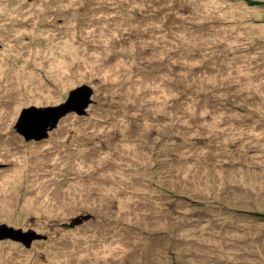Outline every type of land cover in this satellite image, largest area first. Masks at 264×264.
Returning a JSON list of instances; mask_svg holds the SVG:
<instances>
[{"label":"rangeland","instance_id":"374dc122","mask_svg":"<svg viewBox=\"0 0 264 264\" xmlns=\"http://www.w3.org/2000/svg\"><path fill=\"white\" fill-rule=\"evenodd\" d=\"M2 224L46 238L0 264H264V0H0Z\"/></svg>","mask_w":264,"mask_h":264},{"label":"water","instance_id":"95a60500","mask_svg":"<svg viewBox=\"0 0 264 264\" xmlns=\"http://www.w3.org/2000/svg\"><path fill=\"white\" fill-rule=\"evenodd\" d=\"M93 90L82 85L71 90L65 102L57 106L29 107L22 110L14 129L23 136L24 140L40 141L48 137V132L53 130L59 120L67 113L75 112L78 115L86 114V108L91 103ZM90 217L81 216L72 220L70 227L81 223ZM46 236L36 233L33 230L27 232L21 229H14L5 224L0 225V240L10 239L21 242L24 246L30 247L34 240L45 239Z\"/></svg>","mask_w":264,"mask_h":264}]
</instances>
